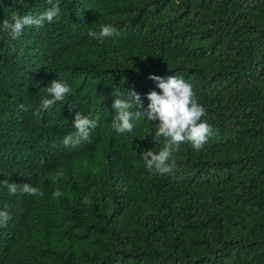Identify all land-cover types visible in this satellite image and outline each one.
Wrapping results in <instances>:
<instances>
[{
	"label": "trees",
	"instance_id": "1",
	"mask_svg": "<svg viewBox=\"0 0 264 264\" xmlns=\"http://www.w3.org/2000/svg\"><path fill=\"white\" fill-rule=\"evenodd\" d=\"M49 6L0 0V22ZM60 10L16 39L0 30V209L11 213L0 264H264V0H60ZM103 25L118 35L88 36ZM150 74L190 83L212 129L200 151L182 143L166 174L141 157L165 142L155 121L113 128V94L135 89L147 107L145 94L161 91ZM54 79L72 94L37 117ZM77 111L98 127L65 147Z\"/></svg>",
	"mask_w": 264,
	"mask_h": 264
},
{
	"label": "clouds",
	"instance_id": "2",
	"mask_svg": "<svg viewBox=\"0 0 264 264\" xmlns=\"http://www.w3.org/2000/svg\"><path fill=\"white\" fill-rule=\"evenodd\" d=\"M47 3L50 6L38 14L20 15L14 11L11 19L5 18L0 22V30L7 33L12 39H16L26 27L40 29L46 23L51 24L53 21L59 20L61 17L60 0H47ZM116 35L118 32L111 25H103L99 32L92 29L88 31L90 38L101 42ZM148 78L161 91L157 92L153 89L145 94L149 101L147 107L144 106L141 94L135 89L128 90L126 94L123 92L113 94L115 97L112 104L115 110L113 128L117 133H131L134 129L132 123L134 119L139 120L141 117H145L149 121H155L154 135L157 138L163 137L165 142L159 151H154L152 148L142 151L141 157L149 170L155 169L160 174H166L175 166L176 160L173 153L179 151L182 143L190 142L195 151H200L212 129L207 120L202 119L207 115L206 110L197 102L192 85L185 79L174 74L166 77L150 74ZM46 90L48 96L41 100L39 107L33 113L37 117L42 111L51 109L57 102L63 103L65 98L72 94L70 85L63 79H54ZM124 95L126 98H120ZM18 107L23 111H28L30 106L20 104ZM98 123V117L90 118L80 111L75 112L73 120L75 131L63 137V145L73 148L79 146L90 138L92 130L98 127ZM38 159L40 162L44 161V157ZM62 175V172L57 173V176ZM3 186L7 188L9 195H15L18 191V185L9 183L7 180L3 181ZM19 190L29 196L44 195L38 186L29 183H24ZM62 195L63 193L59 189L52 193L53 198H59ZM85 202H87V198H85ZM10 218L11 213L5 205L3 209H0V227L7 226Z\"/></svg>",
	"mask_w": 264,
	"mask_h": 264
}]
</instances>
